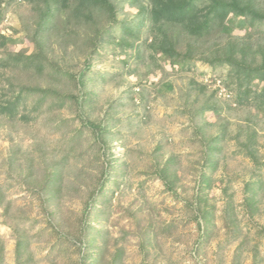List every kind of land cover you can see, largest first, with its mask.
I'll return each mask as SVG.
<instances>
[{
  "label": "rangeland",
  "instance_id": "rangeland-1",
  "mask_svg": "<svg viewBox=\"0 0 264 264\" xmlns=\"http://www.w3.org/2000/svg\"><path fill=\"white\" fill-rule=\"evenodd\" d=\"M11 1L0 30L23 37L24 43L9 49L29 54L34 43L27 34L34 33L39 12L26 1ZM112 1L118 19L136 18L138 7L132 0ZM260 3L264 6V0ZM75 29L80 31L76 44H64L65 31L56 29L44 39L51 60L79 73L87 49L82 45L84 28ZM246 34L239 28L232 37L213 33L198 53L212 52L229 38L245 40ZM263 37L254 35V49L264 44ZM101 51L102 59L93 56L90 62L94 69L109 71L108 80L88 83L89 98L81 108L73 100L61 109L47 103L28 121L0 114V264H264V115L229 109L230 93L214 81L219 72L203 60L192 71H181L159 56L154 59L145 46L123 49L110 43ZM2 71L0 87H7L8 79L41 87L49 82L29 70ZM166 82L172 90L165 88ZM50 83L67 95L78 94L71 82ZM201 84L207 85L202 93L197 89ZM216 87L218 97L213 96ZM208 97L223 110L220 115L206 111L197 132L192 118ZM28 101L32 107L34 98ZM95 124L104 126L106 155ZM252 130V149L260 164L240 145ZM216 133L226 138L211 170L204 164L203 137ZM172 156L170 189L159 173ZM56 167L62 174L59 191L43 187ZM201 170L212 181L206 190L208 222L196 197ZM250 179L263 184L256 189L253 218L244 205ZM19 238L25 240L20 256Z\"/></svg>",
  "mask_w": 264,
  "mask_h": 264
},
{
  "label": "trees",
  "instance_id": "trees-1",
  "mask_svg": "<svg viewBox=\"0 0 264 264\" xmlns=\"http://www.w3.org/2000/svg\"><path fill=\"white\" fill-rule=\"evenodd\" d=\"M30 3L39 16L33 34H27L34 43V51L27 54L24 51H11L10 45L24 43L23 37H11L3 34L0 30V71L6 74L10 68L33 71L47 79L48 85L31 86L16 85L8 79V86L0 87V114L11 120L36 119L40 111L48 103L49 108L61 109L73 100L77 107L81 108L82 101L88 97V83L101 79L107 82L110 72L94 69L90 62L93 56L100 59L103 57L102 49L110 43L139 49L145 46L152 51V56H159L164 61H169L173 67L181 71H192L197 60H203L210 64L214 72H219L214 81H220L222 86L230 93L226 94L230 102L228 108H247L255 110V116L264 115V44L254 49L251 41L254 35L264 36V6L260 0H132L131 5L138 7V13L134 19H118L117 5L112 0H22ZM11 0H0V23L3 22L6 10ZM63 17V18H62ZM83 29L82 45L86 47L85 67L76 73L69 68H63L59 63L51 60L47 51L45 36L55 29L65 31L64 44L75 43L80 38ZM246 29L245 40H229L220 48L212 52H199L198 49L213 33L224 34L232 37L235 29ZM73 34V35H72ZM76 35V36H75ZM151 38V41L149 39ZM264 38V37H263ZM186 43V44H183ZM197 51V52H196ZM258 54L262 57L258 60ZM140 55V54H139ZM127 62V59L124 60ZM92 76L91 79L88 77ZM68 81L74 84L78 94L67 95L51 87L50 81ZM219 83V84H220ZM220 84V85H221ZM167 90H172V83L166 82ZM202 93L206 91L207 85L197 87ZM220 87H216L214 95L217 96ZM199 92V93H200ZM33 97L35 102L29 107L28 100ZM218 97V96H217ZM51 110V109H50ZM223 106L213 98H206L204 105L199 109L197 115L192 118V123L200 131L198 121L203 118L206 111H212L220 115ZM250 122L251 117H246ZM191 123V124H192ZM198 124V125H197ZM206 124H208L206 122ZM205 125V124H204ZM96 137L104 144L103 155L107 154L104 138V126L94 125ZM249 128H252L251 126ZM80 134H77L79 137ZM256 132L250 131L245 143H241L255 163L259 159L252 146L255 141ZM204 164L208 169H214L217 162L214 159L218 146L225 140V135L216 133L203 137ZM75 139V137H74ZM173 156L170 157L159 173L170 189H173L170 165ZM104 174L109 171V161L106 162ZM109 164V165H108ZM62 174L56 168L50 171L44 188L59 191ZM211 177L208 171H200L198 191L196 197L199 204L205 207L200 211L204 221H210L209 199L207 192L211 188ZM259 180L250 179L246 182L244 199L246 212L254 217L257 211L256 189L262 186ZM104 190L102 183L97 192ZM227 192V189L225 190ZM228 195V193H227ZM227 208L230 217L233 216V202L228 195ZM1 203V201H0ZM91 203L87 205V211ZM264 228V227H263ZM25 240L19 238L17 242V254L20 256ZM82 249V248H81Z\"/></svg>",
  "mask_w": 264,
  "mask_h": 264
}]
</instances>
